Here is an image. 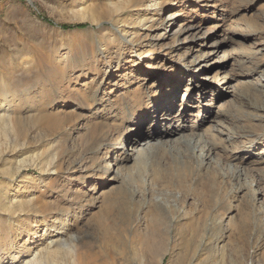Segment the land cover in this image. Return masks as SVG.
<instances>
[{"label":"rangeland","instance_id":"374dc122","mask_svg":"<svg viewBox=\"0 0 264 264\" xmlns=\"http://www.w3.org/2000/svg\"><path fill=\"white\" fill-rule=\"evenodd\" d=\"M124 1L0 0V264H264V188L249 185L254 168L264 170V120L247 118L263 100L254 86L264 77V0H213L223 19H205V26L218 23L217 37L225 38L222 49L231 60L221 73L234 78L237 97L224 86L213 95L215 106L241 125H261L232 149L244 157L236 166L251 176L236 179L215 166L214 155L211 165L199 167V151L176 144L178 154L191 158L165 165L161 159L180 162L179 155L159 147L111 180L102 178L111 151L132 125L92 114L85 96L93 85L80 83L97 73L102 78L103 60L90 56L94 45L103 49L112 40L109 31L128 41L139 35L151 48L175 3L144 0L119 18L123 23L99 20V5ZM234 27L244 32L226 31ZM148 57L131 59L144 68ZM127 68L136 65L120 75ZM61 91L79 106H52ZM151 99L147 92L138 100L142 112ZM201 124L195 134L208 147L215 132Z\"/></svg>","mask_w":264,"mask_h":264},{"label":"bare ground","instance_id":"6f19581e","mask_svg":"<svg viewBox=\"0 0 264 264\" xmlns=\"http://www.w3.org/2000/svg\"><path fill=\"white\" fill-rule=\"evenodd\" d=\"M212 1L175 0L172 11L166 20V27L161 32L152 35V40L156 41V44L151 48L149 47L150 43L142 44L137 41L139 35L128 41L112 31L108 32L113 36L111 41H103L104 36L100 37L104 43L103 49L94 45L90 58L97 62L103 60L102 78L100 73H97L88 81H85L84 77L76 79L77 83L85 81L83 84L80 83V86L93 85L90 93L85 96L91 102L89 111L95 115L112 118L117 123H121L125 119L128 120L130 126L132 125V129L129 128L123 134L121 145L114 146L111 151L112 156L110 155L107 171L103 173L102 178L108 176L111 177V180H117L121 169L126 164L134 163L139 157L142 158V155H147L149 152L154 153L153 150H159V147L168 149L170 154H178L179 149L176 144L192 149L191 153L198 150V157L196 156L197 158L194 160L199 167L211 165V161L215 160L212 158L214 155L218 158V163L215 166L217 168L225 166L231 170L236 179L250 175L246 168L240 165L236 166L237 162L244 163V157L233 153L232 149L236 148L234 146L238 140H241V136L248 139L259 133L253 130L261 125H241L235 121L238 119L230 118L231 115L229 116L228 113L221 110L222 105L221 109L220 106H215L218 99L213 95L214 93L218 94L219 89L227 87L226 93H229L232 100L237 97L232 83L234 78H230V75L225 72L221 73L226 63L231 60L222 49V42L225 38L219 40L220 38L217 37V35L219 36L216 34L219 25L218 23L214 24L217 21L213 23L214 26H205V19L219 21L223 19V14H218L221 12L220 5ZM143 2L144 0H125L111 6L99 5L101 11L98 18L99 20L107 19L113 24L123 23L119 18L127 16L133 7L140 9ZM202 17L203 21H199ZM200 28L203 29L202 35L212 32L213 35H206L203 38L202 35H198ZM145 31L147 32L146 36H148V32H151L150 28ZM226 31L244 32V29L234 27ZM215 35L216 37H212ZM200 42V46L197 47ZM156 47L158 50L155 49ZM127 54L130 56L129 59H127ZM134 55L137 58L149 56L144 68H141L137 58H135L136 60L131 59ZM129 63L136 65L135 71H129L127 68L129 72L120 75V72L124 71ZM161 76L164 77L161 78ZM263 81L264 77L260 76V80L254 86L255 91L261 95L263 100L251 115H247V118L259 121V123L264 120ZM149 82L150 85H146ZM133 86L135 87L132 88ZM138 87H142V92H136ZM147 92L152 99L147 109L142 112L138 100ZM169 92L172 97L166 99V93ZM137 93L139 94L136 95ZM55 97L58 99L53 101L52 106L56 108L79 106V103H69L64 100V91L56 94ZM172 99L173 101L170 102ZM245 103L243 102L244 105ZM248 106L250 105L248 104ZM230 107L234 108L235 104L232 102ZM213 108H216L215 111L212 110ZM202 120L211 124L209 132H215L210 136L211 144L208 147L206 144L202 145L200 137L195 134L197 131H201ZM263 127L264 125L261 128ZM259 138L260 136L251 138L247 141V145L251 146ZM127 145H129L128 148ZM263 152L264 146L260 153ZM190 154L187 156L178 154L180 162L172 160L174 157L169 161L165 158L161 161H165V165L183 163L182 160L191 158ZM230 159L232 163L227 165L226 162ZM251 175L254 179L249 185L251 187L258 186L256 189L260 188L259 185L264 188V170L254 168ZM67 213H76V209L72 208L71 212ZM34 238L35 233H33V238H29L28 245L24 246L25 254L31 249L30 245ZM22 239L21 231L16 235L15 241L20 242ZM86 264H90V261Z\"/></svg>","mask_w":264,"mask_h":264}]
</instances>
